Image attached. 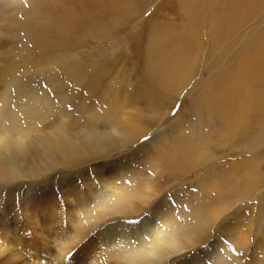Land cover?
Returning a JSON list of instances; mask_svg holds the SVG:
<instances>
[{"label":"rangeland","instance_id":"rangeland-1","mask_svg":"<svg viewBox=\"0 0 264 264\" xmlns=\"http://www.w3.org/2000/svg\"><path fill=\"white\" fill-rule=\"evenodd\" d=\"M145 2L150 4L145 8L142 19L153 16L163 20L169 38L175 37V31L190 26L185 22L192 24L186 36V43L191 48L181 59L187 62L194 60L195 71L193 75L184 76L185 87L176 90L172 100L168 95H156L148 87L149 103L142 94L143 79L147 81L143 75V64L151 58L146 50L150 40L148 28L138 27L135 22L121 31V27L115 24L109 27L104 39L98 36L91 42L82 35L79 41L74 40L77 48L73 45L71 54L67 55L68 64L72 57H77L83 66L100 73L99 89L85 87L84 84L74 83L75 79L71 76L67 75V78L58 66H53V71L41 70L39 65L43 63L36 64V58L40 61L45 53L39 50L38 55L35 50L36 54H33V44L24 30H19L17 26V23H27L37 7L40 11L46 9L59 14L61 8L51 0H17L15 5L12 1L0 0V69L8 71L3 85L6 86V96L8 92L13 101L9 109L16 111L20 106L31 112H40L36 124L29 121L36 125V130L31 132L32 139L36 141L40 137V143L50 142L53 134L83 147L89 136L99 134L110 136L116 148L107 154L109 156H94L90 162L77 161L72 166L65 163L55 167V171L37 174V178L21 177L8 183L0 182V235L8 246V252L1 261H8V257L18 254L14 262L4 264H38L37 259H46V256L55 259L56 254L44 251V243L40 242L41 222L35 228L34 222L38 220H32L34 215L29 209L26 213L21 209L26 204L30 208L43 199L54 201L58 215L66 211L67 206L78 205L77 230L72 235L68 229L61 234L67 245L72 247L68 255L70 264H129L139 260L141 257L136 259L139 254L134 257L138 247L123 256L115 247L111 250H105V247L92 250L90 243L101 238L106 226L115 222L139 221L149 215L154 202L163 200L168 204L163 213L166 216L162 214L164 217L160 219H164H155L157 230H163L160 240L172 237L181 245L179 241L182 240L184 245V240L189 242L192 238L196 244L168 256L161 264L188 260L195 254H201L211 243L218 245V254L203 255L204 258L201 255L200 262L196 264H264V179L252 192L249 190L252 182L249 172L246 177L241 174L243 163L250 167V163L256 161L264 176V0H192L191 21L183 11L182 0H130L129 8H139ZM70 4L80 8V3L71 1ZM105 4L100 8L87 5L86 15L79 20L82 22L107 14ZM49 16H40L38 21L44 23ZM170 45L177 47L174 43ZM243 54L254 57L243 59ZM260 71L263 73L260 74ZM82 81L85 83V80ZM3 85L0 82V87ZM234 87L238 89L237 96L229 90L220 91ZM211 89L216 92L218 102L217 97L210 98L208 95ZM248 92L253 93L254 108L243 131H240L242 133L234 136L226 128V123L228 120L232 122L236 109L241 107L236 100H248ZM208 106L212 108V114L208 113ZM152 110L162 113L155 115ZM153 116L155 120L152 121ZM128 117H139L143 123L150 124V130L134 144L121 149L122 145L114 138L122 137L123 123ZM25 119L21 120L23 124ZM183 144L187 145L193 157L206 149L211 161L187 168L183 156L175 155ZM85 150L92 152L87 147ZM234 171L238 177L231 178V181L237 190L234 195H229V200L228 193L223 189V180ZM69 192L74 193L72 199L67 198ZM95 193H99L98 196ZM82 197L85 200L81 201ZM144 198L149 200L148 204L139 206ZM210 201L222 204L218 214L207 211ZM122 208L127 211L120 213ZM63 216L66 217V214ZM208 218H216L210 230L205 225L211 222ZM163 220L165 223H160ZM48 222L46 229L54 230L55 226ZM199 228L203 230L201 233L207 231L200 236L202 238L190 235H197ZM81 237L83 239L76 243ZM150 240H146V249L156 243ZM58 246L52 247L54 251L60 252ZM88 253L96 258L88 261ZM82 255H85L83 259L80 258ZM72 256H75V261Z\"/></svg>","mask_w":264,"mask_h":264},{"label":"bare ground","instance_id":"bare-ground-1","mask_svg":"<svg viewBox=\"0 0 264 264\" xmlns=\"http://www.w3.org/2000/svg\"><path fill=\"white\" fill-rule=\"evenodd\" d=\"M6 1L14 2V5L17 4L15 3L17 2V0L15 1L6 0ZM51 1L61 8L62 11L60 14L56 13L55 11L48 12V10L46 9H42L40 11V9L37 7L36 10L33 13H31L32 17H29L27 19V23L25 22L24 25L17 23L18 29L19 30L21 29L22 31L24 30V32L26 33L29 39V42L33 44L34 46V49L32 50L33 54H36L35 50L37 52L41 50L42 53H45L44 55L45 57L43 59L39 57L41 59L40 61H38L36 58V64H39L40 62L43 63L39 65L41 70L53 71L52 67L58 66V69L59 70L61 69L60 71H62L66 75L67 78H69L68 76H71L72 78L75 79L74 83L84 84L85 87L91 86L93 88L95 87L96 89H99V86L101 84V78L98 76L100 73H97L98 72L97 70L96 72L95 70H92V69L90 70L85 65L83 66V63L77 57H72L70 59L71 63L68 64V60L66 57L68 54H71L73 45H76L74 40L79 41V38L82 35H83V38H87L91 42L98 39L97 38L98 36L100 37V39H104L106 37L107 30L109 29V27H111V25L113 26L116 24L117 27H121V31H122L125 27H131L130 25H133L135 22H137L136 26L146 27L148 28V30H150L149 31L150 38H148L149 36L147 37L150 40L147 44L146 50H147V54H149L151 58L148 59L145 64H143L144 65L143 75L145 76V79L147 81L143 79V83H142V89H143L142 94L145 95L146 100H148L147 103H149L151 100V97L146 94L147 87L151 89L156 95H168L171 98L170 100H172L173 93L176 90L180 91L185 87L184 76L188 77V75H193L195 71L192 65L194 60L191 62H187L185 59H181L183 54L186 51L190 50L191 48V46L186 43V36L188 34V30L192 27V24L185 22L184 23L185 25H190V26H188L186 29L182 31H175L174 32L175 37L169 38L167 36L168 31L165 28V22L163 20H159L153 16H151L149 19H146V20L142 19L144 10H146L145 8L150 4V3L148 4L147 2H145L144 5L139 8L132 7V10H131L129 8L130 0H51ZM71 1L80 3V8L72 7V5L70 4ZM191 1L192 0H182L183 11L185 15L188 17L189 21L193 19ZM104 2H106L105 7L108 10L107 14L103 16H100L99 14H97L100 17L87 18L83 20L82 22L79 20V18H82L86 15L87 11L85 10V7L87 5L92 4L93 6L95 7L98 6V8H100V6ZM5 3L6 2H4L3 4ZM134 4L136 5V2ZM43 15H50V16L46 19L44 23H41L38 21V18H40V16H43ZM213 19L216 20V18H213ZM169 43H174L175 45H177V47L173 48L171 45L168 46ZM0 45H1V41H0ZM75 47L77 48V45L74 46V48ZM30 51L28 53H31ZM33 54L31 53V55ZM39 54L40 52H38V55ZM242 57L243 59H253L254 55L243 54ZM88 61H91V60H88ZM7 72H8L7 69H2L1 67L0 82L2 83V85L6 82L4 77H6ZM262 73L263 71H260V74ZM82 80H85V83ZM5 88L6 86L4 87V85L3 87H0V103H1L0 104V182L8 183L11 181L19 180L21 177L23 178L24 177L26 178L36 177L37 178V174L41 175L42 173H46L48 171L54 170V168L59 165L61 166L66 163V164H69V166H72L74 163L76 164L77 161H85V160L90 162L94 156L102 157V156L109 154L114 149H116L113 144V140L111 139L110 136L99 135V134H94L93 136H89L87 139V142L84 143L83 147L74 145L73 142L69 141L65 136H64L65 138H57L56 136H52L53 134H51V137L49 138L50 142L40 143V137H39V140L34 141L32 139L33 137L31 135V132L33 130H36L35 128L36 125L33 126L31 123L35 122L34 124H36L35 120L40 119L39 118L40 116H38V115H41L40 112H33V111L31 112V111H28V109L26 110V108H23L20 106H17L18 110L16 111L15 110L12 111L11 109H9L10 107L9 105H12L10 103L12 100H11V97L8 95V92L6 96ZM221 90H229L230 93L237 96L236 94L238 90L237 87H234L231 89L222 88L220 89V91ZM200 93L201 91L198 92V94ZM207 93L210 96V98L214 96L217 97L216 92L213 89L209 90ZM32 99L36 101L35 97L34 98L32 97ZM247 99L248 100L238 98V100H236V102H240L241 107H238V109H236L237 113L234 115L232 122L231 120H228L226 123L228 124L226 128H228V131L230 132V134L234 136L237 135V133H242L240 131H243L246 123L248 122V116L252 113V109L254 108V106L252 105L254 104V98H253L252 92H248ZM216 101L217 102L219 101L218 97ZM15 105H18V104L15 103ZM223 106L226 107L225 104H223ZM36 107L38 106L36 105ZM31 110L33 109L31 108ZM212 112H213L212 108L208 106V113L212 114ZM161 113L162 112L160 110H154V111L152 110V114L160 115ZM24 117L26 118L24 120V124H26V126H24V124L21 122V120ZM107 119L109 120V118ZM153 120H155L154 116L152 118V121ZM29 121L31 123H29ZM6 122L9 123V126L7 125ZM149 127H150V124L143 123L139 117H128L123 123V131L121 133L122 137L120 139H116V138L114 139L120 142L119 145H122L121 149H125L126 145L134 144L140 138L146 136L150 130ZM68 129L69 131H71L70 127ZM44 138L46 139V137ZM114 142L118 143L116 141ZM200 145H202V143ZM86 147L88 149H92V152H87L85 150ZM204 147L205 146H203L202 148ZM203 150L205 151L199 152V154H197L194 157L191 155L192 156L191 157L190 154L192 152H190V149H188L186 144H183L179 147L178 154H175V155L183 156V160L185 159L186 164H188L187 168H190V167L192 168L193 165L200 166L202 164H205L208 160L211 161V156L209 152H207L206 149H203ZM165 158H167V156ZM175 160H177V163H178V159L175 158ZM171 165L174 166V163L172 160H171ZM184 171L183 173H186ZM242 172L243 173L241 174L245 177L247 176L249 172L250 177H252V182L249 185V190L252 192L256 191L264 179V176H262L259 170V163H257L256 161L251 162L250 167H248V165L243 163ZM230 175L231 176H229L228 179L223 180L224 181L223 189L228 193L227 197L229 200L231 199L229 195H234L235 191L237 190V188L232 184L231 178L238 177V174H236L235 171ZM172 177H175V176H172ZM171 180H175V178ZM156 185H158V183ZM90 189L93 190V188H90ZM156 189L158 190V188ZM156 192L157 191H155L154 193ZM97 194L99 193H95L94 195H97ZM73 195H74L73 192H69V194L67 195V198L72 199ZM151 196H153V194H151ZM152 198L153 197H151V199ZM139 199L140 198H138V200ZM82 200H85V199H83L82 197L81 201ZM142 201L143 200H141V202ZM165 201L163 200V201L154 202L155 203L154 208L153 209L151 208L152 210L149 209L150 211L149 215L145 216L139 221H136V222L122 221L124 223L115 222L113 224L106 226L105 230L101 232L102 234L101 238L97 240H93L95 242L90 243L93 248L92 250L97 251L99 250L100 247H105V250H109L111 247L113 248L115 247L119 251L120 255L122 253V255L124 256V254H129L135 248L138 247V251L137 253L134 254V257L136 256V254H139L136 256V259L139 257L141 258L139 260H133V262H130L129 264H161L168 256L171 257L174 254L181 252L182 250H186L187 248L190 249L189 247H192V246L195 247L194 245L196 243L193 242L195 240L194 239L192 240V238L190 239L188 238L189 240H191L189 242H185V241H188L187 239L184 240V245H183L182 240L179 241V242H182V245H181V243H178L177 240L175 241L174 239H172V237H170L169 239L160 240V236L163 235L162 234L163 230L162 231L157 230V226H156L157 222L155 223V219L156 218L160 219V217L166 216V213L163 214L168 209V204H166ZM148 202L149 200L147 201L146 198H144V201L141 203V205H139V203L137 204L139 206H143V205H147ZM129 203H132V202H129ZM221 205H222L221 203L210 201L209 204H207L208 206L207 211L210 214H218L221 211V208H222ZM26 206H22L23 208H21L22 211H24L23 213H26L27 210L29 209L30 212L34 215L32 216L33 217L32 220H38L36 222L33 221L36 225L35 228H37V224L41 222V228L39 227L41 229V232L39 235H40V242L44 243L42 245L44 251H51L54 254H56L54 260H52L51 257L46 256V259L38 258L37 263L40 264V262H42V264H70L71 260L70 259L68 260V255L72 247L67 245L68 244L67 241L65 240L64 237H62L61 234H63V232L66 233L67 229H68V232H70V234L77 230L76 223L79 220V213H80L78 205L72 204V205L67 206L66 211L61 213V215H58L59 213L57 211L59 210L58 208H56L57 205L54 204L53 200L43 199L42 201L41 200L37 201L30 208L29 207L27 208ZM144 207L146 208V206ZM144 207L142 208L144 209ZM142 208H140L139 210H141ZM124 211H127L126 208H122V210H120V213H123ZM138 213H140V211H138ZM65 214H66V217L63 216ZM110 214H111V211H110ZM162 214L164 216H162ZM161 219H164V218H161ZM208 219H209L208 221H211V222L205 225L210 230L209 227L215 223L216 218H214L213 220L212 218H208ZM48 221L52 225L55 226L54 230L51 231V230H48V228L46 229L47 227L46 225ZM160 223H165V220H163L162 222L160 221ZM165 226L167 225L165 224ZM206 226H205V229H206ZM200 231H203V230L201 229L198 230L197 232L200 233L198 234L197 232L192 230L191 232L197 233V235L196 234L194 235L190 234V235L191 236L199 235V238H202L200 236L202 235L204 236L205 234L204 232H207V231H204L203 232L204 234L201 233ZM174 234H178V233H174ZM148 238H151L150 242L156 241L155 244L153 243L151 245L148 244L150 245L148 248L151 247L149 250H147L148 248L146 249L147 247L146 240ZM82 239L83 237L79 238L76 243L80 242ZM201 240L204 241V239H201ZM71 245H74V243ZM55 246H58L60 248V252L54 251L55 249L52 247H55ZM87 246H89V244H87ZM7 247L8 246H6L5 239L3 238V236L0 235V262H2L1 259L4 256H6V252H8ZM217 251H219V249L216 243L207 244L206 248L203 249L202 252L200 251L201 254H195L190 259L184 260L182 262H176L175 264H196L201 259V255L202 256L203 255H213V254L217 255L218 254ZM88 254L90 256L88 258V261H91L93 258H96V257L91 256L90 253ZM84 256L85 255H82L80 256V258L83 259ZM16 257H18L17 253L13 257H8L7 260L9 262H14ZM73 257L75 256H72L71 259L74 260ZM8 261H3L2 264L8 263Z\"/></svg>","mask_w":264,"mask_h":264}]
</instances>
